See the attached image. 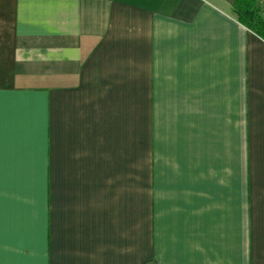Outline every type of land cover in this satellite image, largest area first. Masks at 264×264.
Returning <instances> with one entry per match:
<instances>
[{
  "label": "crops",
  "instance_id": "crops-1",
  "mask_svg": "<svg viewBox=\"0 0 264 264\" xmlns=\"http://www.w3.org/2000/svg\"><path fill=\"white\" fill-rule=\"evenodd\" d=\"M234 1L0 0V264H264Z\"/></svg>",
  "mask_w": 264,
  "mask_h": 264
},
{
  "label": "trees",
  "instance_id": "trees-1",
  "mask_svg": "<svg viewBox=\"0 0 264 264\" xmlns=\"http://www.w3.org/2000/svg\"><path fill=\"white\" fill-rule=\"evenodd\" d=\"M233 11L238 21L264 39V16L254 0H235Z\"/></svg>",
  "mask_w": 264,
  "mask_h": 264
}]
</instances>
